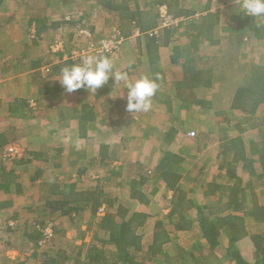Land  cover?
Returning <instances> with one entry per match:
<instances>
[{
  "label": "trees",
  "instance_id": "16d2710c",
  "mask_svg": "<svg viewBox=\"0 0 264 264\" xmlns=\"http://www.w3.org/2000/svg\"><path fill=\"white\" fill-rule=\"evenodd\" d=\"M86 1L115 13L118 35L135 37L134 40L140 43V54L143 44L149 64L179 66L171 68L170 80L158 69L154 70L151 77H158L160 87L153 97L152 108L169 113L175 102H179L185 108L208 109L215 116L213 127L210 125L214 130L199 129L194 136L181 135L172 125L159 133L154 131L152 134L157 141H151L150 145L157 159L152 169L140 159L125 160L109 169L119 157L116 148L105 142L102 136L120 134L126 121V110H121L120 102L109 96L112 84L109 81L101 89L103 97L98 102L82 99L74 106L63 104L47 116L48 120H55L59 125L68 126L73 122L77 140L85 139L88 145H97L89 159L85 144L81 148L74 147L72 156L65 161L66 148L62 145L53 149L25 148L15 158H6L3 148L0 153V191L7 193L15 184V190L20 192L23 184L15 181L18 177L16 169L30 172L29 168L34 166V176L30 179L37 182L38 189L44 186L46 193V198L38 201L42 206L25 207L24 216L20 217L24 218V230L10 224L7 231L22 232V237L37 248L45 236L43 230L49 224L48 216L52 222L63 216L76 221L75 217L85 209L93 215L102 209L104 213L96 221L89 222L81 235L84 237L86 231H91L89 241L82 240L76 251L59 249L52 255L45 253L39 264H151L155 258H161L162 264H216L218 259L225 260L224 264H264V117L260 116L264 108V65L242 62L239 56L245 40H264V21L245 16L243 12L237 13L235 5L239 0H225L224 4L232 2L233 11L225 25L220 24V9L210 10L213 0H205V3L197 0L196 7L185 5L187 0H143L142 4L137 0ZM160 6H165L170 18L177 21L160 25ZM198 11L205 13L194 17ZM35 22L44 25L43 18L37 17ZM218 29L225 33L223 37L217 35ZM224 43L226 48L218 55H210L211 66H205L200 49L204 51L209 46ZM110 54L104 52L102 55L109 57ZM80 59L68 58L57 65L78 64ZM227 64L233 66V70L226 74L224 66ZM219 66L222 68L218 69ZM49 69L50 73L40 70L36 74L37 80L40 79L39 91L43 94L52 93L54 89L52 65ZM200 89L207 90L210 96H201ZM215 89L219 93L229 91L228 100L221 101ZM17 101L23 104L22 100ZM154 115L163 116L158 112ZM247 131H252L250 139H255L249 146L244 134ZM15 135L20 140L26 133L17 132ZM123 139L125 136L119 137V141ZM176 141L184 148L174 149L172 146ZM213 142H218L215 147L220 149L216 156L224 155L219 172L208 177L209 168L201 165L193 181L195 188L204 184L203 195L215 198L214 205L208 206L189 198L192 188L184 185L190 170L186 157L195 158L197 155L184 152L190 147L203 152ZM0 143H5L3 136H0ZM52 150H55L54 154ZM249 153L258 157L260 171L255 178L262 185L261 197L248 187L251 185L243 184L236 171L240 162L246 165ZM43 160L46 163L53 160L57 169L62 167V162L72 167L63 179L48 180L43 175L48 167L44 170L37 164ZM95 164L106 168L108 179H117L113 185L115 191L109 193L103 184L78 186L73 173L80 178L89 165ZM160 185L166 189L163 203L168 208L164 213H151L146 207L160 191ZM248 192H251L249 197ZM39 209V217L43 216V219L29 222L27 213ZM170 223L172 231L167 226ZM50 226L53 234L58 232L56 225L52 223ZM144 230L149 235L146 245ZM173 230L198 231V235L187 241L188 246L184 248L172 238ZM171 242L174 248L166 250L165 246Z\"/></svg>",
  "mask_w": 264,
  "mask_h": 264
},
{
  "label": "rangeland",
  "instance_id": "374dc122",
  "mask_svg": "<svg viewBox=\"0 0 264 264\" xmlns=\"http://www.w3.org/2000/svg\"><path fill=\"white\" fill-rule=\"evenodd\" d=\"M140 4L143 3V0H137ZM197 0H187L185 5H188L189 7H196ZM222 1L225 0H213L211 3L212 7H220L222 6ZM205 3V0H204ZM221 4V5H220ZM88 9L90 11H84L87 16L85 19H93V21L90 22L92 26L95 27V33L89 28L87 23L82 21L81 25H78L77 29V36L80 37L81 35L79 32L81 30H89L91 35L88 37V41L83 40L80 38L75 41H72L68 44V46L64 45V42L60 38H55L52 43H50L49 47L51 51H58L61 50L64 54L65 59H73L76 60L77 57L81 58L86 55L95 54V55H102L104 52L101 53L98 52L100 49V46L102 45L103 40H108L112 38L114 42L116 43L115 48L110 51V56L115 55L121 47L125 48V52L128 53V57L131 55L132 51L135 50L134 45L130 43L126 38L118 39L115 38L114 31L116 27L115 17L113 12H109L107 10L104 11H98L96 7L90 6ZM212 10V9H210ZM72 12V11H70ZM84 12L80 13L79 15L84 14ZM204 11H198V13L194 17H198L200 14H204ZM222 21L220 24L225 25L229 22V12L228 9L225 8L222 13ZM164 22V19L162 20ZM85 23V24H83ZM177 34H175L176 36ZM217 35L220 37H223L225 35L224 32L220 31L218 29ZM132 39V38H131ZM121 40V41H120ZM62 41V42H61ZM127 41V42H126ZM245 44H243L240 48V60L242 62H252V63H260L264 65V48L262 49V45L264 42H255L254 40H245ZM264 41V40H263ZM226 48V44H220V45H214L207 47L204 51L200 49V52L203 54V61L206 63L205 66H211V60L208 59L210 55H218L220 51H223ZM57 49V50H56ZM134 49V50H133ZM81 60V59H80ZM49 68V66H44L41 69ZM172 67H179V66H168L166 64L161 63L160 66H158V70L165 74L167 77V80L171 79V68ZM221 69L222 67L219 66ZM226 69V74L229 73V71L233 70V66H229L228 64L224 66ZM50 70V69H49ZM133 72H138L136 69H132ZM150 75L154 73V70L150 68ZM50 73V71H49ZM53 74V72H52ZM139 74V73H137ZM136 74L133 73L132 76H135ZM133 79L136 78L132 77ZM236 80V78H234ZM122 87H125V85H122ZM202 90V89H200ZM217 91V89H215ZM207 91V90H206ZM205 90H202L200 93L202 95H209ZM218 92V91H217ZM94 92L90 93L85 91L84 89H80L73 93H62L63 99H70V106L74 104H78L82 97L88 98L89 96H92ZM219 93V92H218ZM126 96L127 91L125 90V94H121L118 96V100L121 104V110L126 108ZM230 97V92H221L219 93L218 98L221 101H226ZM29 103H32V101H29ZM32 109L35 110V112H39L41 114V117L45 118L46 116L52 114L53 110H47L40 109V111L35 108V104H31ZM163 111V112H162ZM162 111L156 110L154 108H151L149 112L147 113H128L125 112V125L123 130L120 134L116 136H102V139L105 142H108L111 147L116 148V152L118 154L119 159H115L111 166H109V169H113L114 166L120 165L123 161L129 160V159H140L143 161L150 169L154 167V164L156 163L157 156L155 155L154 151L152 150V146L150 145L151 141H157V139L153 136L152 133L154 131H157L158 133L163 131L165 128L166 130L170 126H175V128L178 129L179 133L181 135L188 134L191 131H194L195 133L197 130L202 129L206 131L212 132L214 130L213 124L215 122V116L212 114L213 112L208 109H198L197 107H183V104H179V102H175L174 109L167 113ZM162 113L163 116L166 117V119H163V116L160 115V117L156 116L155 113ZM211 112V113H210ZM228 112H232L229 111ZM229 114V113H228ZM238 115V112L236 113ZM260 116L264 117V108L262 109ZM45 121H42L41 123L38 122V127L35 125L34 127H37V130H34L32 127H29L27 139L23 136L20 140V144L16 143L20 146L21 152L24 151V149H45V147H50L51 149L55 148L56 146H64L66 148L64 160H67L69 157L72 156V149L74 147L79 146L80 148L83 146V144L87 145L86 148V156L87 159L92 157V154L94 153V149L96 150L97 145L94 147V144L91 143V145H88L85 139H79L77 140L74 137V123L71 122L70 125L64 126L63 124L59 125L55 120L54 122L49 121L47 118ZM53 121V120H52ZM163 123V124H162ZM210 125L212 126L210 128ZM43 126V127H42ZM62 129V130H61ZM212 129V130H211ZM61 130V131H60ZM147 133L146 135L142 133ZM252 131L244 132L245 137L247 138V141L252 137ZM125 136V139L123 141H119V137L121 138ZM155 139V140H154ZM156 143V142H155ZM218 142L216 143H210L207 148L202 152L195 151L194 148H186V152L188 154H196L197 156L194 158L192 156L186 157V164L189 166L188 171V180L185 181L184 185L187 186V188H192V191L189 192V198H193L197 200L198 202L202 204H206L208 206L214 205L215 198L210 196L203 195V189L202 185H199L198 187H194L193 181L198 175V168L201 165H205L206 169L209 168V174L208 177H212L216 175L219 172V168L221 163H223L224 155L216 156V152H219L220 149H217L215 146H217ZM28 146V147H26ZM174 149L179 148L183 149V145L176 141L174 142L173 146ZM71 151V152H70ZM183 151V150H182ZM181 151V153H182ZM52 154L55 153V150L51 151ZM68 157V158H67ZM85 160V159H84ZM248 165H250L249 168L244 167V162H240L237 165L236 171L238 172V175L241 177L243 184H245L248 187H252L255 191H257L258 195H262V185L259 180H257L256 174L260 171V165L258 162L257 155H254L253 157H250L248 155V160L246 161ZM81 163V161H80ZM40 167H44V170L46 167H48L44 171V178L46 179H54L55 181L58 179H63V177L67 176L70 168L72 166L66 165L62 162V167L60 169H57L54 166V162L49 161L48 163L38 161ZM195 165L196 167H191ZM253 167V169H252ZM256 167V168H254ZM29 169H31L30 172H25V170H20V168L16 169V174L18 177L16 178V182L22 183V189H20V192H17L15 190V184L12 186L11 190L7 193L0 191V264H17V262H25V264H39V261L44 259L46 256L45 253H48L52 255V253H56L55 251H58L59 249L67 250V251H76L78 248V244L81 243V241H89L91 237V231H86L84 237H81V235L84 233V231L87 228V225L89 222L96 221L98 217H100L104 210H100L97 212L96 215L91 214V212L88 209H85L81 212L80 216H76V221H71L67 216H63L61 218L52 219L51 221L50 216H46L48 219V226L44 228L45 236L40 241V246L35 248L32 242L27 241L25 238L22 237V232H9L7 231V226L10 224H14V227H20V229L24 230V218H20L24 216L23 211L25 212V209L27 207H34V206H42L39 205L38 201L42 197L44 198L46 196L45 187L41 186L38 189L37 182H33L30 178L34 176V170L35 167L32 166ZM253 171H252V170ZM31 176V177H30ZM73 178L78 183V186L80 187H93L97 184H103L106 187V191L110 193V191H115V188L113 187L114 182H117V179H108V175L106 173V168L97 167L95 165H89L87 167L86 173H84L80 178L76 174L73 173ZM43 188V189H42ZM249 190V189H248ZM40 191V192H39ZM249 193H247V197H249ZM166 194V189L163 185H160V191L152 198L151 204H149L146 207V210L150 211L151 213H164L166 212V209L168 208V205L166 203H163L165 201L164 195ZM169 197V196H167ZM46 198V197H45ZM2 205V207H1ZM24 207V208H23ZM26 207V208H25ZM143 209V207H142ZM41 209L35 211H31L27 213L28 221L31 222V220H40L43 219V216L39 217V212ZM19 223V224H18ZM54 224L56 225V229L58 232L55 234L52 233V228L50 225ZM18 225V226H17ZM168 229L172 231L173 226L172 224H168ZM13 227V228H14ZM144 234H146V230L143 231ZM198 235V231H175L173 230L172 238L176 240L177 245H181L184 248H187V241L194 240ZM144 245L148 244L149 242V235L146 234L144 237ZM179 243V244H178ZM173 242L167 244L165 246L166 250H171L174 248ZM34 246V247H33ZM74 253V252H72ZM225 260L218 259L216 264H224ZM151 264H162L161 258H155Z\"/></svg>",
  "mask_w": 264,
  "mask_h": 264
},
{
  "label": "crops",
  "instance_id": "0c3cea01",
  "mask_svg": "<svg viewBox=\"0 0 264 264\" xmlns=\"http://www.w3.org/2000/svg\"><path fill=\"white\" fill-rule=\"evenodd\" d=\"M224 2L222 1L220 7L211 8V11L220 9V23L225 8L228 9L229 18L233 12L232 2L227 4ZM90 6L96 7L98 11L106 10L86 0H3L0 2V136L5 138V143H0V153L9 144H20L21 140L15 138L17 132L26 133L24 137L27 139L29 127L33 128L36 124L38 127V122H46L47 116L42 118L39 112L32 109L31 104H35V108L39 111L40 109L53 110L63 104H71L70 99H63L65 97L62 93L67 92L58 81L61 79V69L64 66L58 67L57 64L66 60L63 50L51 51L49 45L55 38H60L65 46L79 38L88 41V37L83 35L78 37L75 29L78 25L82 26V21L88 26L93 21L91 18L85 19L87 16L85 12L90 11L88 9ZM80 10L81 13L85 11L84 14L79 15ZM37 17L43 18L44 25L35 22ZM89 28L96 32L91 24ZM134 38L133 36L126 38L136 46L129 57L123 47L115 55L109 56L115 65V70L128 72L133 81L145 74L151 76L150 68L158 69L157 67L161 64L157 63L156 66L149 64L142 42L140 54L138 48L140 43ZM49 65H52L51 79L54 81V89L52 93L43 94L39 91L40 79L37 80L36 74L42 70V67ZM67 65L68 63L65 66ZM132 69H136L139 74ZM133 73L136 74L135 79L132 78L135 77L132 76ZM122 85L124 84L112 83L109 96L119 101L118 96L125 94L126 90ZM100 92H102L101 89L97 90L85 100L98 102L103 97ZM19 99L23 104L17 103ZM51 122L54 121L51 120ZM37 127L33 129L37 130ZM254 141L255 139H249L248 146ZM249 155L254 156L251 153ZM247 166L250 165L246 163L244 167Z\"/></svg>",
  "mask_w": 264,
  "mask_h": 264
},
{
  "label": "clouds",
  "instance_id": "9594fccd",
  "mask_svg": "<svg viewBox=\"0 0 264 264\" xmlns=\"http://www.w3.org/2000/svg\"><path fill=\"white\" fill-rule=\"evenodd\" d=\"M237 13L243 12L245 16L252 17L257 21H264V0H239L235 5ZM157 78L145 74L131 80L128 72L115 70L110 57L105 55L90 54L81 57V62L61 69V87L67 93H73L80 89L87 92H97L109 81L115 84L125 85L126 112L147 113L152 108L153 97L160 85Z\"/></svg>",
  "mask_w": 264,
  "mask_h": 264
},
{
  "label": "built area",
  "instance_id": "2783aa9c",
  "mask_svg": "<svg viewBox=\"0 0 264 264\" xmlns=\"http://www.w3.org/2000/svg\"><path fill=\"white\" fill-rule=\"evenodd\" d=\"M159 11H160V16H161V19L163 20L164 19V22L161 20V24L162 26H166V25H169V24H172V23H175L177 20H172L170 18V16L167 14V11H166V7L165 6H160L159 8ZM81 35L85 36V37H89L91 35L90 31L89 30H81V32H79ZM137 34V33H136ZM114 35H115V38H118V39H123L121 36L118 35V32L115 30L114 31ZM120 40V41H121ZM116 43L114 42V40L112 38L108 39V40H103L102 41V45L100 46V49L98 50V52H110L112 49L115 48V45ZM57 50V49H56ZM44 73H48L49 72V68H45L42 70ZM195 132L194 131H191L189 133L190 136H194ZM21 148L19 145L15 144V143H12V144H9L5 147L4 149V156L6 158H15V157H18L22 154L21 152Z\"/></svg>",
  "mask_w": 264,
  "mask_h": 264
}]
</instances>
